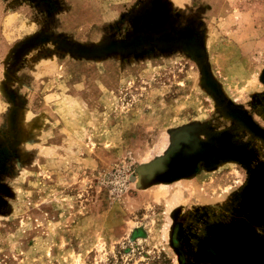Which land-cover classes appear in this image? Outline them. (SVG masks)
<instances>
[{"label":"rangeland","instance_id":"1","mask_svg":"<svg viewBox=\"0 0 264 264\" xmlns=\"http://www.w3.org/2000/svg\"><path fill=\"white\" fill-rule=\"evenodd\" d=\"M0 264H264V0H0Z\"/></svg>","mask_w":264,"mask_h":264}]
</instances>
